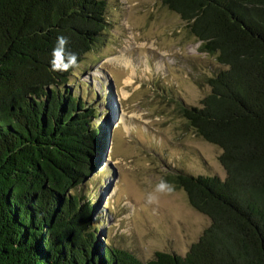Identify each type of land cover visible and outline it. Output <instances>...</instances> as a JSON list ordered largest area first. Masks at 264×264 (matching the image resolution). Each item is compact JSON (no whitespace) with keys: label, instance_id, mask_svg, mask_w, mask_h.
<instances>
[{"label":"trees","instance_id":"1","mask_svg":"<svg viewBox=\"0 0 264 264\" xmlns=\"http://www.w3.org/2000/svg\"><path fill=\"white\" fill-rule=\"evenodd\" d=\"M159 1L220 65L175 109L225 176H165L208 225L184 255L146 261L96 238L82 192L95 106L64 85L109 24L106 0H0V264H264V0Z\"/></svg>","mask_w":264,"mask_h":264},{"label":"rangeland","instance_id":"2","mask_svg":"<svg viewBox=\"0 0 264 264\" xmlns=\"http://www.w3.org/2000/svg\"><path fill=\"white\" fill-rule=\"evenodd\" d=\"M106 5V30L64 85L95 106L100 151L82 184L95 204V236L142 261L157 251L184 255L209 219L165 176L187 171L223 178L225 172L220 149L192 133L175 99L197 105L208 91L206 78L220 65L159 0ZM132 68L133 82L123 83Z\"/></svg>","mask_w":264,"mask_h":264},{"label":"bare ground","instance_id":"3","mask_svg":"<svg viewBox=\"0 0 264 264\" xmlns=\"http://www.w3.org/2000/svg\"><path fill=\"white\" fill-rule=\"evenodd\" d=\"M119 60H121L122 58V61H123V65H125L126 66V64H129V61L130 60H128V58H125L123 55L121 56V53H119L118 55H115ZM119 57H122V58H119ZM116 58V59H117ZM121 61V62H122ZM135 69V68H134ZM132 71L131 72H129V74L127 75V77H126V79H125V81L123 82V83H125V84H127V83H131V82H133V78H132V76L134 75V70H133V68L131 69Z\"/></svg>","mask_w":264,"mask_h":264},{"label":"clouds","instance_id":"4","mask_svg":"<svg viewBox=\"0 0 264 264\" xmlns=\"http://www.w3.org/2000/svg\"><path fill=\"white\" fill-rule=\"evenodd\" d=\"M59 43L60 44H64L65 43V41H64V38H60L59 39ZM166 187V184H164V183H161V185H159V188L162 190L163 188H165Z\"/></svg>","mask_w":264,"mask_h":264}]
</instances>
